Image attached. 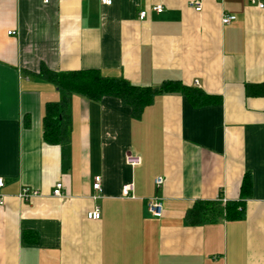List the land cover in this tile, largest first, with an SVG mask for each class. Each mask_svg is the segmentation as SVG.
<instances>
[{
    "label": "crops",
    "instance_id": "obj_1",
    "mask_svg": "<svg viewBox=\"0 0 264 264\" xmlns=\"http://www.w3.org/2000/svg\"><path fill=\"white\" fill-rule=\"evenodd\" d=\"M111 1L0 0V264H264V96L255 94L264 9L250 0ZM225 15L236 20L223 25ZM43 68L97 70L138 87L180 82L214 101L159 95L136 118L117 97L73 95L69 140L51 145L46 107L67 95ZM245 176L251 195L229 219ZM23 187L39 194L22 201ZM155 197L161 218L148 210ZM95 208L101 219L89 220Z\"/></svg>",
    "mask_w": 264,
    "mask_h": 264
},
{
    "label": "trees",
    "instance_id": "obj_2",
    "mask_svg": "<svg viewBox=\"0 0 264 264\" xmlns=\"http://www.w3.org/2000/svg\"><path fill=\"white\" fill-rule=\"evenodd\" d=\"M40 75L67 95L61 103L48 104L46 107L43 119V139L51 145H62L69 140L71 124L69 116L65 114V109L73 95H79L95 102L109 96L117 97L125 105L131 107L136 118H139L159 95L182 94L195 106H205L214 101L203 92L188 88L180 82H168L157 88L138 87L121 78L106 77L97 70L54 73L43 68ZM255 94L264 96V86L259 87ZM251 192L252 181L249 176H245L241 186L240 200L229 202L226 206L227 218L236 219L242 216L244 200L251 195ZM205 208V204H200L199 208L189 212L188 220L191 223L198 222L199 212Z\"/></svg>",
    "mask_w": 264,
    "mask_h": 264
},
{
    "label": "built area",
    "instance_id": "obj_3",
    "mask_svg": "<svg viewBox=\"0 0 264 264\" xmlns=\"http://www.w3.org/2000/svg\"><path fill=\"white\" fill-rule=\"evenodd\" d=\"M45 3H49L50 0H43ZM252 4L257 3V6L259 9L263 10L264 9V4L262 2V0H259V2H256V0H250ZM111 0H102V3L105 5H110L111 4ZM194 7H195V11L196 12H201L202 10V5L200 1H197L194 3ZM154 10L158 13H161L163 8L161 6H158L156 8H154ZM147 15L146 12H141L140 17L141 18H145ZM236 20L235 16H223L222 17V24L223 25H229L231 24L233 21ZM11 35H15V32H11ZM127 163H129L130 165H138L140 164V159L139 158H128L127 159ZM164 179L159 177L155 180V185L158 188H161L164 185ZM5 182L2 178H0V205L4 204V200L3 197L1 195V190L4 188ZM93 188L97 193H100L102 191V186H101V177H96L94 184H93ZM63 189L64 186L61 182L57 183L54 190H53V195L55 197H61L63 195ZM134 191V187L133 184H128L126 186H124L123 188V196L126 198H130L132 197V193ZM39 194V192L37 190L28 188V187H23L20 194L18 195L19 199L25 202H28L30 200H32V198H34L35 196H37ZM222 202L225 203V200H222ZM148 210L150 212V214H152L154 217L156 218H161L163 215V205L162 202L159 198L155 197L152 198L149 203H148ZM87 218L89 220H95L98 221L101 219V212L99 208H95L93 211L89 212L87 214Z\"/></svg>",
    "mask_w": 264,
    "mask_h": 264
}]
</instances>
